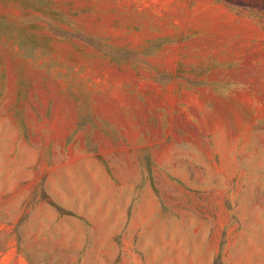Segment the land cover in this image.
Here are the masks:
<instances>
[{
	"label": "rangeland",
	"instance_id": "1",
	"mask_svg": "<svg viewBox=\"0 0 264 264\" xmlns=\"http://www.w3.org/2000/svg\"><path fill=\"white\" fill-rule=\"evenodd\" d=\"M0 264H264V0H0Z\"/></svg>",
	"mask_w": 264,
	"mask_h": 264
}]
</instances>
